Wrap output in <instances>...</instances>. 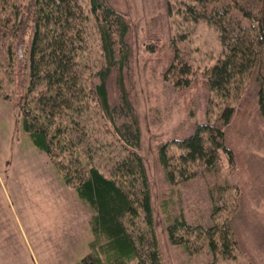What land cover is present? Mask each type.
<instances>
[{
    "label": "rangeland",
    "instance_id": "374dc122",
    "mask_svg": "<svg viewBox=\"0 0 264 264\" xmlns=\"http://www.w3.org/2000/svg\"><path fill=\"white\" fill-rule=\"evenodd\" d=\"M235 2L252 12L257 9L256 0ZM88 3L89 0H81L85 14ZM168 3L173 8L171 14ZM176 3L177 0H106V4L125 15L129 24L125 36L128 54L122 73L138 121L137 153L147 175L160 264H264V115L258 106L259 92L264 93L258 79L259 75L264 78V53L260 68L233 84L227 100L211 94L204 79L205 72L223 57L219 36L207 20L184 21L175 12ZM227 3L230 16L239 20L230 0L224 1ZM240 21L242 26L247 25L246 20ZM84 23L78 61L89 71V79L100 68L102 55L92 19ZM24 56L18 53L14 65L6 68L0 54V210H6L0 219L9 221L7 229L19 249L11 256L15 263L24 259L26 264H79L86 256L78 258L83 247L81 239L76 242L74 233L58 235L60 229L75 230L73 213L78 196L73 188H58L55 180L62 177L56 165L49 157L54 168L45 164V153L31 147L32 142L20 125L22 113L13 109L22 107L26 99ZM96 80L93 76L89 82ZM118 93L112 82L111 101L118 100ZM225 105L234 109L223 128L225 145L233 154L231 163L222 156L214 170L192 168L194 175L169 184L158 161V148L190 136L195 123L213 122ZM82 115L92 143V159L81 156V161L110 177L114 163L129 149L114 136L97 104L90 103ZM98 145L103 148L96 149ZM178 153L174 146L168 148L170 157L176 158ZM78 201L82 212L90 217V208L79 198ZM175 217L202 229L229 227L235 245H231L227 257L219 249L213 256L202 238H187L181 232L179 236L187 240V249L172 245L166 226ZM138 227L142 228L140 222ZM54 234L56 240H65L63 253L60 241L49 247Z\"/></svg>",
    "mask_w": 264,
    "mask_h": 264
},
{
    "label": "trees",
    "instance_id": "16d2710c",
    "mask_svg": "<svg viewBox=\"0 0 264 264\" xmlns=\"http://www.w3.org/2000/svg\"><path fill=\"white\" fill-rule=\"evenodd\" d=\"M224 1L177 0L173 7L184 21L207 20L215 28L224 54L205 72L204 84L208 92L227 100L232 85L261 66L264 0H256L255 12L230 0L241 17L239 20L230 16V6ZM170 10L173 8L168 3V14ZM89 18L102 55L100 68L90 77L97 80L91 83L86 76L89 71L78 61L84 41V21ZM241 19L247 25L242 26ZM128 30L125 15L106 4V0H89L87 14L81 0H0V54L4 66L11 68L21 52L27 69L26 99L22 107L13 109L22 113L20 125L33 145L46 153L64 184L73 188L82 204L90 208L88 223L93 239L90 251L79 264L161 262L147 175L137 153L138 121L122 73L128 54L125 43ZM258 79L263 87L264 78L259 75ZM112 82L119 92L116 101H111ZM258 97L264 115V93L259 92ZM90 103L97 104L114 136L129 149L126 156L114 163L110 177L81 161V156L92 159V143L82 115ZM233 113V106L225 105L213 122L195 123L190 136L158 148V161L169 184L188 179L196 173L195 168L214 170L222 156L231 163L233 154L225 145L223 128ZM171 146L179 151L176 158L168 155ZM139 222L142 228L138 227ZM180 232L186 237L202 238L213 256L219 249L227 257L235 245L229 227L202 229L175 217L166 226L168 240L187 249V240L179 236Z\"/></svg>",
    "mask_w": 264,
    "mask_h": 264
},
{
    "label": "crops",
    "instance_id": "0c3cea01",
    "mask_svg": "<svg viewBox=\"0 0 264 264\" xmlns=\"http://www.w3.org/2000/svg\"><path fill=\"white\" fill-rule=\"evenodd\" d=\"M31 147H33V149L36 148L33 145V143L31 145ZM36 149L39 150L38 148H36ZM40 154H41V152H40ZM43 162L45 164L53 166L51 164L48 156L46 155V153L43 156ZM53 168H54V166H53ZM55 173H56V169H55ZM57 173H58V171H57ZM55 183L57 184L58 188H62L64 190H68L67 188H70L64 184V182L62 181L61 178H60V180H55ZM56 199H58V198L56 197ZM75 206H76V208H75V211L73 213V216L76 219L75 223H74V221L71 220L74 223L75 230L70 229L69 227H67L66 230L60 229V230H58L60 232L58 235L63 236V235H67L69 233L72 235L74 233V235H76L77 237L79 236L78 238L76 237L75 241L78 242L79 239H81V243L83 245L81 255L78 254L79 255L78 258H80L84 255H87L86 253L88 252V244L92 240L93 237H92V232H91V229H90V226L88 223L87 215H85L84 211L82 212L83 209L81 210V208L79 206L78 197L75 200ZM5 213H6V210H3V207H2V210H0V217L5 216ZM8 225H9V221L5 222V221H3V218L0 219V264H26L24 259H19L17 261V263H15L14 260H12L13 258L11 256H13L14 252L18 251L19 249L16 247V242L11 235V231H9L7 229ZM56 239H57V236H55V234H54V236H50L51 244L49 247H54L53 242L55 244H57V241H60L59 249H60V253H63V251L61 249L63 247V243L65 240L62 242L61 238H59V240H56ZM73 245H75L74 242H73ZM67 248H68V246H67ZM76 248H78V247L76 246ZM17 253L19 254V252H17Z\"/></svg>",
    "mask_w": 264,
    "mask_h": 264
}]
</instances>
